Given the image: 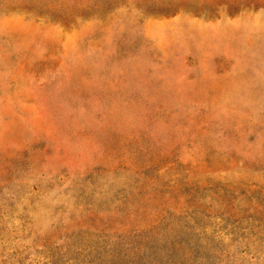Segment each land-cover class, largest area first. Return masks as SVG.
Here are the masks:
<instances>
[{
  "label": "rangeland",
  "instance_id": "1",
  "mask_svg": "<svg viewBox=\"0 0 264 264\" xmlns=\"http://www.w3.org/2000/svg\"><path fill=\"white\" fill-rule=\"evenodd\" d=\"M0 264H264V0H0Z\"/></svg>",
  "mask_w": 264,
  "mask_h": 264
}]
</instances>
